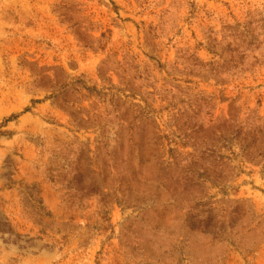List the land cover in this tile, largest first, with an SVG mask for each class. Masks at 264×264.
Segmentation results:
<instances>
[{
    "label": "rangeland",
    "instance_id": "rangeland-1",
    "mask_svg": "<svg viewBox=\"0 0 264 264\" xmlns=\"http://www.w3.org/2000/svg\"><path fill=\"white\" fill-rule=\"evenodd\" d=\"M0 264H264V0H0Z\"/></svg>",
    "mask_w": 264,
    "mask_h": 264
},
{
    "label": "trees",
    "instance_id": "trees-1",
    "mask_svg": "<svg viewBox=\"0 0 264 264\" xmlns=\"http://www.w3.org/2000/svg\"><path fill=\"white\" fill-rule=\"evenodd\" d=\"M144 166H145V164H144L143 161L140 162V163H138V167H139L140 170H141Z\"/></svg>",
    "mask_w": 264,
    "mask_h": 264
}]
</instances>
